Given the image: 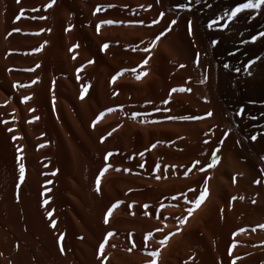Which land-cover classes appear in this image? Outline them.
<instances>
[{
    "label": "bare ground",
    "instance_id": "1",
    "mask_svg": "<svg viewBox=\"0 0 264 264\" xmlns=\"http://www.w3.org/2000/svg\"><path fill=\"white\" fill-rule=\"evenodd\" d=\"M248 166L262 0H0V264H264Z\"/></svg>",
    "mask_w": 264,
    "mask_h": 264
},
{
    "label": "rangeland",
    "instance_id": "2",
    "mask_svg": "<svg viewBox=\"0 0 264 264\" xmlns=\"http://www.w3.org/2000/svg\"><path fill=\"white\" fill-rule=\"evenodd\" d=\"M233 14V13H232ZM250 166H248V168L247 169H244V170H238V172H237V174H238V176H240V179H241V189L243 190V192H244V195H248L249 196V200H248V198H247V203L249 202V206H251V207H254L253 208V210H252V212H251V215H249V217L251 218V219H255L256 218V220L259 222V223H262L263 224V226H264V205H262V203H264L262 200H261V193H263V191H264V185L262 184V183H264L263 182V180H261V181H259L258 179H255L254 180V177L252 176V173H251V167L249 168ZM224 171H226V172H228V173H233V169H231L229 166L228 167H226V169L224 170ZM249 172V173H248ZM248 174V175H247ZM246 176V178L245 177H243V176ZM243 178H244V181H243ZM250 178V179H249ZM252 180H254L255 182H253L252 183ZM246 181V182H245ZM249 181H251V183L249 182ZM258 185H257V184ZM255 186L253 189H252V187L250 186ZM261 184V185H260ZM248 185H249V187H248ZM245 187V188H244ZM256 188V189H255ZM247 189V190H246ZM250 189V190H249ZM252 189V190H251ZM254 190V191H253ZM263 190V191H262ZM246 191H248L247 193H246ZM249 193H250V195H249ZM253 194H255V195H253ZM256 194H257V196H256ZM246 195V197H248ZM261 198H260V197ZM251 198V199H250ZM257 201H256V200ZM260 200V201H259ZM253 201V202H252ZM262 202V203H261ZM253 203V204H252ZM257 203V204H256ZM258 203H259V205H258ZM251 204V205H250ZM248 205V204H247ZM260 206V207H259ZM259 208V209H258ZM258 209V210H257ZM257 210V211H256ZM253 211H256V212H253ZM254 215V216H253ZM253 217V218H252ZM261 218H263L262 220H261ZM261 224V225H262ZM106 236V234H104V237ZM101 243H103V240L101 241ZM70 259H69V264H75V262H73V261H75V260H77L76 259V253H74V251H72L71 252V250H70ZM72 255V256H71ZM71 257H73V258H71Z\"/></svg>",
    "mask_w": 264,
    "mask_h": 264
},
{
    "label": "snow or ice",
    "instance_id": "3",
    "mask_svg": "<svg viewBox=\"0 0 264 264\" xmlns=\"http://www.w3.org/2000/svg\"><path fill=\"white\" fill-rule=\"evenodd\" d=\"M17 2H19V0H17ZM262 2H264V0H262ZM246 7L252 8V7H257V5H254V4L249 3L248 5H246ZM105 23H109V24H111L112 21H110V20H109V21H105ZM173 23H174V22H173ZM105 47H107V45H105ZM37 51H39V49H37ZM144 63H146V61H145ZM21 86H23V85H21ZM14 87H15V85H14ZM25 99H27V97H25ZM9 131H11V129H9ZM108 134L111 135V133H108ZM252 139L255 140L256 137L253 136ZM213 163H215V160H213ZM24 172H25L24 166H23V164H21L20 167H19V176H20L21 179H23V177H24ZM54 174H55V173H53V175H54ZM205 194H206V193H201L200 198L197 199V200H195V206L198 207V206L200 205V203H201V201L203 200ZM45 203H47V201H45ZM110 211H111V209H109V212H110ZM187 211H188L189 214H191L192 211H193V208H188ZM48 215L51 216L52 213L49 212ZM105 222H106V221H105ZM179 223H180V224H183V223H184V220H183V219H180ZM109 235H111V233H109ZM161 243H163V241H161ZM103 247H104V245H103V243H101V244H100V248L103 249ZM150 255H152L153 257H155V256L157 255V253H156V252H151ZM153 264H154V262H153Z\"/></svg>",
    "mask_w": 264,
    "mask_h": 264
}]
</instances>
